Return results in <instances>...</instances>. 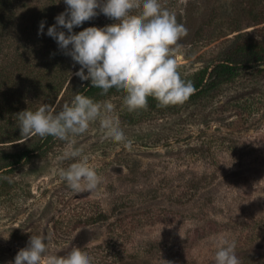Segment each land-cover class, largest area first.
Listing matches in <instances>:
<instances>
[{"label":"rangeland","instance_id":"rangeland-1","mask_svg":"<svg viewBox=\"0 0 264 264\" xmlns=\"http://www.w3.org/2000/svg\"><path fill=\"white\" fill-rule=\"evenodd\" d=\"M116 22L100 13L90 27ZM227 26L218 18L191 42L188 28L173 50L184 80L209 71L240 31L257 32L255 26ZM123 96L100 102L115 106L123 142L106 138L97 121L71 138L73 144L60 141L27 163L0 170V264H14L31 235L44 237L57 255L79 247L92 264L139 250L149 264H169L173 252L182 257L179 264H210L221 238L236 242L241 264H264V71L241 68L177 115L156 121L128 122L135 115L123 107ZM29 143H0V154ZM70 148L80 149L81 157L62 160ZM84 157L100 183L77 194L60 173Z\"/></svg>","mask_w":264,"mask_h":264},{"label":"clouds","instance_id":"clouds-1","mask_svg":"<svg viewBox=\"0 0 264 264\" xmlns=\"http://www.w3.org/2000/svg\"><path fill=\"white\" fill-rule=\"evenodd\" d=\"M64 3L66 10L48 27L47 35L80 65L74 75L82 81L90 80L91 87L101 89L102 95L112 88L123 92V107L134 112L147 109L149 97L159 107H168L182 105L194 93V85L181 77L173 55L188 30L160 0H64ZM135 10H139L138 14H133ZM100 13L117 22L73 32L74 27ZM60 28L67 29L68 34ZM43 29L42 21L38 34ZM114 111L111 102L100 103L76 94L71 104H64L58 112L45 104L35 111L25 109L16 115L21 136L28 139L51 136L73 144L71 138L84 135L98 121L105 137L120 143L125 135ZM80 157V149L70 148L61 159ZM60 176L77 194L94 191L100 183L97 171L86 157L71 163ZM14 264H92V260L79 247H73L64 256L50 253L44 237L31 235L27 246L17 252ZM214 264H241L235 241L221 238L217 242Z\"/></svg>","mask_w":264,"mask_h":264},{"label":"trees","instance_id":"trees-1","mask_svg":"<svg viewBox=\"0 0 264 264\" xmlns=\"http://www.w3.org/2000/svg\"><path fill=\"white\" fill-rule=\"evenodd\" d=\"M160 2L166 9L175 12L177 21L187 30L192 26L190 42L200 36L205 26H212L221 17H224L231 31H240L249 26H255L254 30H257L255 34L240 31L235 46L209 71L205 67L197 72L198 76L192 82L195 91L186 102L201 99L210 86H217L235 76L241 68L247 70L256 66L258 70L264 71V0ZM66 7L64 0H0V143L9 142L14 145L30 141L19 152L0 154V170L6 171L27 163L50 151L61 141L51 136L46 139H41L38 135L31 139L21 136L17 113L25 109L35 111L45 104L58 112L64 104L70 105L76 94L89 96L96 102L124 95L115 88L102 95L101 89L91 87L90 80L82 81L75 76L80 65L74 63L71 56L64 54L56 40L47 35L48 27L56 23L55 18ZM136 11L138 10L134 12ZM42 21L43 33L38 34ZM91 23L92 19L74 27L73 32L78 33L90 27ZM259 24L262 26L257 28ZM59 30L68 34L67 29ZM242 64L245 66H241ZM205 75L209 79L207 82L204 81ZM185 103L159 107L157 101L149 97L147 109L134 111L135 116H127V121H156L164 116L177 115ZM152 248L151 244L144 252L149 253ZM142 252L139 250L136 255L121 256L118 260H97L93 264H149V256L145 257ZM168 256L166 259L170 261L169 264H179L182 259L176 252L168 253ZM210 264H214V261Z\"/></svg>","mask_w":264,"mask_h":264}]
</instances>
